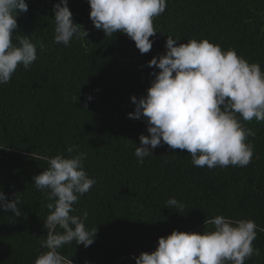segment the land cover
Here are the masks:
<instances>
[{
  "label": "trees",
  "instance_id": "16d2710c",
  "mask_svg": "<svg viewBox=\"0 0 264 264\" xmlns=\"http://www.w3.org/2000/svg\"><path fill=\"white\" fill-rule=\"evenodd\" d=\"M26 2L12 40L30 37L37 60L0 84V146H7L0 149V190L9 201L17 195L21 210L17 217L0 209V264H34L46 251L41 239L49 201L33 177L48 167L43 157H67L73 145L86 153L84 169L95 184L79 196L72 214L86 211V227L98 230L88 248L72 242L60 249L73 264H135L133 257L154 251L161 236L211 230L205 221L216 215L252 219L264 228V121L241 118L255 132L248 137L254 149L249 165L209 169L194 166L187 150L166 144L138 166L135 149L147 126L128 118L135 110L131 97L146 95L151 73L159 71L148 62L166 53L168 36L180 43L206 38L264 70V0H167L153 21L157 33L146 54L124 34L95 29L88 0H68L87 37L56 44L53 6L59 0ZM172 197L183 209L167 206ZM253 246L261 255L245 264H264V232H257Z\"/></svg>",
  "mask_w": 264,
  "mask_h": 264
},
{
  "label": "clouds",
  "instance_id": "9594fccd",
  "mask_svg": "<svg viewBox=\"0 0 264 264\" xmlns=\"http://www.w3.org/2000/svg\"><path fill=\"white\" fill-rule=\"evenodd\" d=\"M90 19L105 36L124 34L135 42L141 54L153 47L150 37L157 33L153 21L166 10L167 0H88ZM26 0H0V84L10 82L19 66L29 70L37 60V47L30 37H12L18 29L19 12H27ZM19 10V11H18ZM54 42L70 46L73 39L88 33L75 22L68 0L53 6ZM43 47V45H42ZM166 53L153 57L149 67L154 77L146 95L131 97L135 110L128 118L143 120L148 135L141 134L135 149L138 166L153 150L164 144L175 150H187L196 167L213 169L245 167L252 161L254 149L248 141L255 132L242 126L244 121H264V70L259 62L250 63L234 48L224 50L208 39L168 36ZM89 95L87 100L91 101ZM87 108V102H85ZM7 146H0L6 149ZM69 155L43 157L48 167L33 177L34 185L49 201L44 220L47 235L41 239V252L34 264H73L60 249L75 242L88 248L97 229L89 230L88 213L75 215L74 204L90 191L95 180L85 171L86 153L78 146L68 147ZM76 152L77 154L72 155ZM37 160L41 157L31 154ZM19 197L9 201L0 190V209L21 216ZM170 208L183 209L175 197L167 200ZM213 229L203 233L173 230L161 236L152 252L134 256L135 264H245L261 250L253 246L257 232H264L252 219H232L216 215L205 221ZM88 264V262H86Z\"/></svg>",
  "mask_w": 264,
  "mask_h": 264
}]
</instances>
